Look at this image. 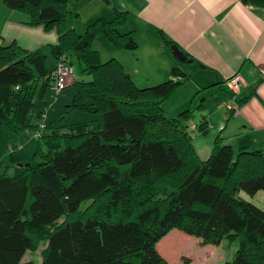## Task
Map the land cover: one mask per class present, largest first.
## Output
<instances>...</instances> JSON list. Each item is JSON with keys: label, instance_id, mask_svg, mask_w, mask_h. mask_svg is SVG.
I'll return each mask as SVG.
<instances>
[{"label": "trees", "instance_id": "16d2710c", "mask_svg": "<svg viewBox=\"0 0 264 264\" xmlns=\"http://www.w3.org/2000/svg\"><path fill=\"white\" fill-rule=\"evenodd\" d=\"M103 1L79 35L71 0H0L26 15L25 25L58 33L48 45L51 69L40 50L0 43V156L4 138L10 152L21 150L22 135L37 140L18 162L28 167L0 159V264H23L38 245L39 264H168L156 246L172 230L203 244H235L224 264H264V211L241 197L264 193L263 153L234 151L219 135L201 160L182 122L189 110L174 118L163 111L189 77L173 68L167 80L137 87L117 60L101 62L92 49L99 38L117 51L138 47L133 30L121 31L127 13ZM240 2L264 8V0ZM62 58L91 80L75 81L70 102L47 122L36 105L53 90ZM75 112L99 118L64 128ZM194 130L207 133L205 117Z\"/></svg>", "mask_w": 264, "mask_h": 264}, {"label": "crops", "instance_id": "0c3cea01", "mask_svg": "<svg viewBox=\"0 0 264 264\" xmlns=\"http://www.w3.org/2000/svg\"><path fill=\"white\" fill-rule=\"evenodd\" d=\"M71 1L78 15L73 26L76 22L84 27V22L96 16L104 6L103 0ZM107 1L111 7L127 13V22L121 31L135 32L138 47L133 53L144 57L147 68H154L151 74L157 79L151 83H161L170 78L173 68H178L189 77L172 95L177 102V108H173L182 112L186 109V101L191 102L196 97L207 102V133L200 135L196 130L192 131L196 124L190 125L192 144L200 159L206 160L210 156L213 142L219 135L234 151L242 148L261 151L264 155V8L244 5L240 0ZM0 10L16 14L21 25L27 21L26 15L8 10L1 4ZM164 39L186 54L191 63L180 65ZM98 41L106 52V59L117 60L137 87L150 83L135 80L133 71L126 64V51L113 49L102 38ZM0 43L3 44L2 40ZM92 49L101 53L96 48ZM235 73L241 75L244 84L241 92L233 97L225 89L224 81ZM231 102L237 104L235 113L228 109ZM167 103L163 105L164 114L170 118L179 115ZM201 150L203 155L200 154ZM261 193L252 197L241 194V197L253 204V198L258 197L264 204ZM194 238L179 230H172L156 247L168 264H177L184 254L196 255L195 247L203 243ZM161 242L168 246L163 247ZM224 251L226 254L222 256ZM207 252L211 257L208 264H224L234 258L236 246L222 241Z\"/></svg>", "mask_w": 264, "mask_h": 264}, {"label": "rangeland", "instance_id": "374dc122", "mask_svg": "<svg viewBox=\"0 0 264 264\" xmlns=\"http://www.w3.org/2000/svg\"><path fill=\"white\" fill-rule=\"evenodd\" d=\"M19 13H22V12H19ZM19 21L20 19L16 14L9 13V11L1 12L0 10V32H3L2 34L0 33V39L2 40L3 44L4 45L8 44L12 41V39H15L18 42V45L25 50H29V51L40 50L46 56L47 69H51L54 65V60L52 59L49 53L48 45L57 44L58 33L56 29L45 31L43 27H29L25 24L21 25ZM73 27L75 30L74 32L76 34H79V35L83 34L84 27L80 26L76 22ZM92 47L98 49L101 52L99 54L100 56L99 58L101 62H106L107 61L106 56H105L106 52H104V48L101 45V43L98 41V39H96L93 42ZM125 53H126V58H127L126 64L133 71L135 80L140 83L147 82V81L150 82V83H145L146 85H143L142 88L146 86L152 87L158 84V82L151 83L154 79H157V77L151 74L152 73L151 69H154V68L150 69L149 66L147 68L148 63L147 62L145 63L143 59L144 57L142 55H139L136 53L134 54L133 52H130V51H126L124 52V54ZM70 66H71L70 68L72 69V74L71 76L67 77L65 81V86H64V88L65 87L67 88L57 95H55L54 91L49 88L47 89L45 96L37 102L36 112L46 109L47 110V113H46L47 122H50L53 119H56L57 117H59V114L63 111L64 106L70 102L75 92L74 87H72L71 85H73V83L76 80L77 81L91 80L90 76L82 75L79 64L75 63L74 65H70ZM36 98H37V95H36ZM172 100H173V96H171L166 101L168 102L167 106L171 105V108H170L171 110L177 108L176 106L177 102H175L174 100L172 101ZM186 102H187L186 106L184 107L186 109H183L182 112H184L185 110H189V111L187 113V117L182 120L183 124L187 126L191 125L192 123L198 125L202 117L208 116L207 110H206L208 109L207 108L208 104L202 98L196 97L193 101L190 102L188 100ZM202 105L203 107H201ZM173 106H175V108H173ZM175 110L177 114H180L181 111H177V109ZM97 117L92 114L75 112V113L70 114L63 121L62 126L64 128H67L71 124H75V123L96 121L99 118ZM171 118H174V117H171ZM61 131L64 132V129H62ZM36 141L37 140L35 138H32L29 135H22L21 150L14 149V151L10 152L9 151L10 148L8 147L9 144H7V141L4 138L1 146L3 148L2 150L5 152L3 155L0 156V159H3V161H6L10 166L18 164V162L25 160L24 158H27V156L29 157L33 154V152L36 150V145H37ZM4 143L6 144V146L4 145ZM44 151H45V148H44ZM200 154L203 155L202 150L200 151ZM153 181L154 179L150 178V180L145 179V180L140 181V183L150 184ZM166 181L170 183V180L166 179ZM261 195H264V193H261ZM259 200L260 198L258 197L253 198L254 204H256L257 206H259L261 209L264 210V204L261 203ZM194 239L199 240L198 238H194ZM162 244H159V245L161 246ZM162 246L167 247L168 244H165V245L163 244ZM157 247H158V244H157ZM195 248H196V255L187 256V254H184L182 259L180 258L178 260L177 264H208V262H210L211 260V257H209L207 251H209L210 249H213V245L202 244V245L196 246ZM217 249H221V247ZM42 250H43V245H38L33 251L26 253V255L24 256L22 260V263L29 264V263H34L35 261V264H39L41 261ZM219 251L221 252L222 250H219ZM225 254H226L225 251L222 252V256H225ZM186 257L190 258V260H188Z\"/></svg>", "mask_w": 264, "mask_h": 264}, {"label": "built area", "instance_id": "2783aa9c", "mask_svg": "<svg viewBox=\"0 0 264 264\" xmlns=\"http://www.w3.org/2000/svg\"><path fill=\"white\" fill-rule=\"evenodd\" d=\"M70 67L71 66L66 62L65 58H62L57 62L55 73H52V77L54 78L53 91L56 95L64 89L67 77L71 76L72 69ZM243 84V79L238 73L233 74L231 77L224 81L225 89L233 97L237 96L241 92ZM228 109L232 110L234 113L237 112V104L235 102L229 103Z\"/></svg>", "mask_w": 264, "mask_h": 264}, {"label": "water", "instance_id": "95a60500", "mask_svg": "<svg viewBox=\"0 0 264 264\" xmlns=\"http://www.w3.org/2000/svg\"><path fill=\"white\" fill-rule=\"evenodd\" d=\"M170 52L171 54L173 55V57L179 62V63H182V64H187V63H191V60L188 59L177 47L175 46H171L170 47ZM19 167H22V166H25V167H28L29 164L26 163V164H18Z\"/></svg>", "mask_w": 264, "mask_h": 264}]
</instances>
